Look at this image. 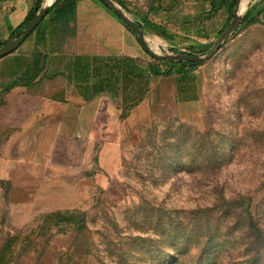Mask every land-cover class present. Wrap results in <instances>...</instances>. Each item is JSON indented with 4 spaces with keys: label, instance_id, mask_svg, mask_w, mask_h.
<instances>
[{
    "label": "rangeland",
    "instance_id": "obj_1",
    "mask_svg": "<svg viewBox=\"0 0 264 264\" xmlns=\"http://www.w3.org/2000/svg\"><path fill=\"white\" fill-rule=\"evenodd\" d=\"M157 1L167 23L158 27L160 39L145 38L149 47L159 40L156 53L203 55L206 48L166 36L207 9L201 0H113L130 18ZM255 2L242 0V19H255ZM200 66L197 126L181 122L169 102L152 106L148 119L123 122L115 147L101 142L91 153L71 145L61 159L69 169L53 170L43 185L0 178V256L10 237L30 235L44 216L76 211L94 234L90 264H169L177 248L188 250L182 264H264V237L256 241L246 215L264 227V28H238ZM6 120L0 115V149L11 132Z\"/></svg>",
    "mask_w": 264,
    "mask_h": 264
},
{
    "label": "crops",
    "instance_id": "obj_2",
    "mask_svg": "<svg viewBox=\"0 0 264 264\" xmlns=\"http://www.w3.org/2000/svg\"><path fill=\"white\" fill-rule=\"evenodd\" d=\"M37 1L0 0V45L13 39ZM55 1H42L47 15L16 51L0 59V115L7 116L3 128L11 131L0 149V178L23 187L43 185L53 170L69 169L61 159L71 145L91 153L101 142L115 147L123 122L148 119L152 106L169 102L181 122L199 124L200 65L150 59L138 37L99 0H76L73 32L65 35L50 11ZM158 3L131 15L145 37L157 38L158 27L167 23ZM201 3L207 9L193 11L188 28L167 32L169 42L203 50L216 41L228 13L210 12ZM251 16L264 28V0H256ZM152 42L156 50L160 41Z\"/></svg>",
    "mask_w": 264,
    "mask_h": 264
},
{
    "label": "trees",
    "instance_id": "obj_3",
    "mask_svg": "<svg viewBox=\"0 0 264 264\" xmlns=\"http://www.w3.org/2000/svg\"><path fill=\"white\" fill-rule=\"evenodd\" d=\"M42 1L43 0L37 1V10L40 9ZM202 1L209 4L210 12L216 13L220 9L225 8L228 13V25L232 18L236 0ZM75 3L76 0H57L50 9V11L54 10L56 22L61 25L62 33L65 35L73 32V30L69 28V24L74 21ZM32 18L33 11H30L26 16L23 24L13 34L12 38L17 37ZM254 23L259 24L256 19H250L248 18V16H245L241 20L238 28L247 27ZM225 28L220 32V34L225 30ZM128 30L130 29L128 28ZM2 45L4 44H1L0 47ZM212 45L213 43L206 49V51ZM182 53L189 54L187 51ZM167 63H170L171 65H181L190 68L201 65V63L185 62ZM204 159L207 162L213 160V153L204 155ZM223 215L227 216V213H224ZM246 215L250 223H252V227L256 229V241L259 240L260 242H262L264 237V227L258 223L259 219L257 220V218L256 223H253L252 214L250 212H248ZM252 227L248 226V230H251ZM60 238L63 239L60 240ZM93 238L94 234H92V232L88 228L85 214L76 211L50 213L40 220V223L36 226L35 229L31 231L30 235L24 236L22 238L20 236H12L8 239L5 247V254L2 257L0 256V264H11L12 260L14 259H19L20 264H24V260H32L30 264H90V260L94 257L95 251L97 250V246L94 243ZM205 249L207 248L204 247L202 252L205 251ZM16 250H20L21 255L19 256L16 253L15 257H13L12 254L14 255ZM187 252L188 250L182 251L181 249L178 250L177 248V256L174 257L169 264H180L182 261L181 257L187 254ZM200 254L201 255L199 256L198 261H201L203 259V255L205 254V252Z\"/></svg>",
    "mask_w": 264,
    "mask_h": 264
},
{
    "label": "water",
    "instance_id": "obj_4",
    "mask_svg": "<svg viewBox=\"0 0 264 264\" xmlns=\"http://www.w3.org/2000/svg\"><path fill=\"white\" fill-rule=\"evenodd\" d=\"M103 5L113 11L120 20L132 31L139 39L144 50L147 54L155 61L158 62H185V63H203L209 60L221 47L222 45L230 39L232 34L237 30L241 22V14L239 12V5L241 0H236V5L234 7L232 18L228 23L225 30L218 36L213 45L203 54H160L156 53L149 47L145 41V34L141 26L133 21L130 17L126 15L114 2L113 0H99ZM37 4L33 9V18L23 29V31L15 38L11 39L4 45L0 47V59L16 51L21 44L28 38V36L35 30L42 19L47 15L49 7H43L37 10Z\"/></svg>",
    "mask_w": 264,
    "mask_h": 264
},
{
    "label": "bare ground",
    "instance_id": "obj_5",
    "mask_svg": "<svg viewBox=\"0 0 264 264\" xmlns=\"http://www.w3.org/2000/svg\"><path fill=\"white\" fill-rule=\"evenodd\" d=\"M242 0L240 2V5H239V12L243 11L245 8H246V3H242ZM46 7H49V6H46ZM152 48V47H151ZM153 50V49H152Z\"/></svg>",
    "mask_w": 264,
    "mask_h": 264
}]
</instances>
